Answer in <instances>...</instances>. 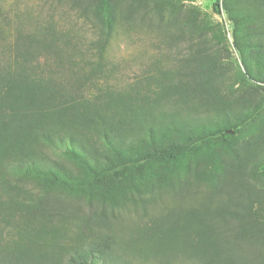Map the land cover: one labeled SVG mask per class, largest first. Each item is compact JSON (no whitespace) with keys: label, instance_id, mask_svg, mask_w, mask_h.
Here are the masks:
<instances>
[{"label":"trees","instance_id":"16d2710c","mask_svg":"<svg viewBox=\"0 0 264 264\" xmlns=\"http://www.w3.org/2000/svg\"><path fill=\"white\" fill-rule=\"evenodd\" d=\"M47 1L98 38L77 59L51 24L4 60L0 0V264H264V0H215L219 30L194 0ZM134 28L168 51L99 84Z\"/></svg>","mask_w":264,"mask_h":264},{"label":"rangeland","instance_id":"374dc122","mask_svg":"<svg viewBox=\"0 0 264 264\" xmlns=\"http://www.w3.org/2000/svg\"><path fill=\"white\" fill-rule=\"evenodd\" d=\"M5 9L9 12V33L5 43L1 46L5 50L3 59H9L10 55L6 51L8 47H14L15 39L19 34L37 35L38 28L54 25V29L63 37L58 43V47L67 51V55L74 54V46L77 59L84 57L85 60L93 59L95 49L93 42L97 40V28L90 22L80 19L77 12L71 10L67 5H58L53 1L45 0H5ZM215 0H194L193 4L207 14V19L214 25L216 30L220 29V24L224 25L223 16L213 12L212 5ZM129 28V27H127ZM230 39V37H229ZM231 40V39H230ZM66 41L70 42L66 46ZM182 48V47H181ZM168 48L165 44H160V36L147 30L141 29H119L106 49L105 64L112 75L109 78L101 79L99 84H108L116 90L127 89L143 72L147 66L161 53L166 54ZM177 52L176 48L172 49ZM79 55V56H78ZM6 56V57H5ZM237 58V55H235ZM41 69L47 71L50 67H56L55 58L46 53H40L34 63ZM107 71V72H108ZM127 219L134 220L136 216L127 215Z\"/></svg>","mask_w":264,"mask_h":264}]
</instances>
